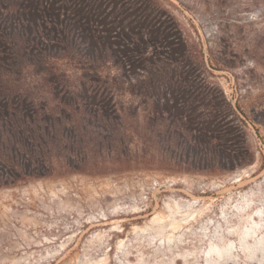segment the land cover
<instances>
[{
  "label": "rangeland",
  "instance_id": "1",
  "mask_svg": "<svg viewBox=\"0 0 264 264\" xmlns=\"http://www.w3.org/2000/svg\"><path fill=\"white\" fill-rule=\"evenodd\" d=\"M7 94L88 159L0 185V264H264V0H2Z\"/></svg>",
  "mask_w": 264,
  "mask_h": 264
},
{
  "label": "trees",
  "instance_id": "2",
  "mask_svg": "<svg viewBox=\"0 0 264 264\" xmlns=\"http://www.w3.org/2000/svg\"><path fill=\"white\" fill-rule=\"evenodd\" d=\"M9 6L15 9L14 5ZM40 12L47 18L57 15L50 6ZM49 106L50 102H37L33 98L0 96V185L16 183L30 171H54L57 167L80 169L83 164H76L73 155L82 157L83 163L87 161V148L80 136L89 131L76 132L80 124L60 114H39L40 108L49 110ZM101 149L102 146L96 152Z\"/></svg>",
  "mask_w": 264,
  "mask_h": 264
}]
</instances>
